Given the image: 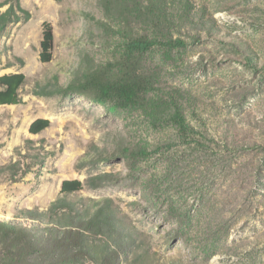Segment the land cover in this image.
Listing matches in <instances>:
<instances>
[{
  "label": "rangeland",
  "instance_id": "374dc122",
  "mask_svg": "<svg viewBox=\"0 0 264 264\" xmlns=\"http://www.w3.org/2000/svg\"><path fill=\"white\" fill-rule=\"evenodd\" d=\"M18 1L29 18L0 32V76L25 75L20 102L0 105V225L46 223L62 181L78 179L84 189L69 200L113 199L140 247L156 253L152 264H264V0ZM44 22L48 63L38 58ZM138 35L158 42L144 67L199 131L197 144L136 108L113 112L85 88L112 76ZM70 84L83 88L36 93ZM37 118L50 125L31 134ZM121 145L148 154L86 161ZM101 173L112 176L94 179Z\"/></svg>",
  "mask_w": 264,
  "mask_h": 264
},
{
  "label": "trees",
  "instance_id": "16d2710c",
  "mask_svg": "<svg viewBox=\"0 0 264 264\" xmlns=\"http://www.w3.org/2000/svg\"><path fill=\"white\" fill-rule=\"evenodd\" d=\"M10 1L3 2L8 7L0 13V32L8 23L29 18V12L20 7L18 0H14V3ZM159 6L152 8V12L160 18L165 17ZM53 38L51 24L44 22L38 53L42 63L52 60ZM157 44L155 39L146 35L129 37L116 61L114 74L89 80L85 88H93V99L102 104L108 102L111 111L136 108L151 127L166 128L181 140L197 144L199 131L190 124L172 93L160 87L157 75L144 67L145 56ZM172 45L183 46V42L175 40ZM24 82L23 73L1 75L0 105L18 104L19 90ZM82 85L42 87L36 93L50 95L64 90L74 91L83 88ZM49 125L48 119L37 118L30 123L28 131L37 134ZM105 153L108 156L96 152L86 161L119 156L131 162L145 157L148 151L143 147L121 145L111 153ZM111 176L110 173H101L94 179L105 182ZM88 186L95 188L102 185ZM83 189L84 185L78 179L63 180L60 196L50 202L43 216L46 223L25 226L20 223L1 224L0 264H152L156 253L140 247L139 232L120 215L113 199L69 200L71 195Z\"/></svg>",
  "mask_w": 264,
  "mask_h": 264
}]
</instances>
